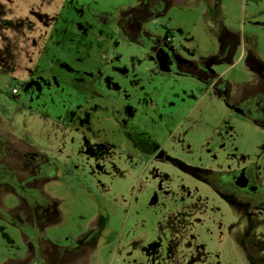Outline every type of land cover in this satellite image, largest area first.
Masks as SVG:
<instances>
[{
	"label": "rangeland",
	"instance_id": "374dc122",
	"mask_svg": "<svg viewBox=\"0 0 264 264\" xmlns=\"http://www.w3.org/2000/svg\"><path fill=\"white\" fill-rule=\"evenodd\" d=\"M3 2L7 15L54 19L27 36L10 29L11 40L0 31V51L2 41L10 50L0 64L3 163L19 181L31 172L39 181L31 208L0 188V264L26 255L18 224L29 227L39 208L46 221L31 220L33 230L43 224L45 242L81 250L74 264H264V207L200 176L218 182L250 169L264 189V125L245 111L264 92V0H166L145 32L154 42L173 32L168 62L127 33L134 0ZM55 28L60 51L94 73L74 80L70 65L50 71L44 58L39 71L55 79L36 73L14 98L35 67L32 42Z\"/></svg>",
	"mask_w": 264,
	"mask_h": 264
},
{
	"label": "flooded vegetation",
	"instance_id": "af4514ba",
	"mask_svg": "<svg viewBox=\"0 0 264 264\" xmlns=\"http://www.w3.org/2000/svg\"><path fill=\"white\" fill-rule=\"evenodd\" d=\"M4 1V0H3ZM3 1L0 0V21L1 26H6L7 22H5V16L7 15L6 7L3 5ZM138 3V6L134 9L129 10L128 12L125 11L124 14V20L123 25L127 31V33L133 37V38H140L138 42H143L144 44H148L149 41H151L149 44L153 46L154 49H156L163 58V62H168V60L176 59L175 55V49L173 45L172 39H166L164 37L163 41H152L150 39V36L145 32V26L148 24L151 20H153L156 16H163L165 14V11L167 9L166 0H134ZM4 21V22H3ZM56 28L53 29V37L56 39V45L59 47L60 42L54 35L56 33ZM62 30V29H61ZM166 35V34H165ZM60 48V47H59ZM8 49L4 48V50L0 51V64H3L8 61L7 54ZM10 53V52H9ZM50 53V52H49ZM48 55V52L43 50L40 54L42 55ZM57 54V53H56ZM53 56V65L50 68L51 70H57L60 69L59 66L67 67V65H70L72 68L67 67V72L65 73L68 78H73L74 80L82 81L81 74L86 75L90 73H94V68L90 66H86L82 60L78 61V58H74L71 55L64 54L61 52V54ZM74 58V59H73ZM32 61V60H31ZM32 63V62H31ZM74 64H79L78 66H75ZM1 66V65H0ZM41 71V67L37 66L34 67L32 70H29L28 76L23 78V90L27 88L31 84L32 77L35 76L36 73L40 75L41 78L50 80L53 77L48 73L47 76L43 74ZM80 72V74H78ZM55 79V77L53 78ZM20 95V91L18 95H14V98H18ZM16 96V97H15ZM7 148L8 144L7 142L0 138V165L4 166L9 170V168L4 165L5 159L8 157L7 154ZM25 156V155H24ZM35 170L34 168H32ZM32 170V171H33ZM5 173V174H4ZM7 173L6 172H0V188L4 186L3 189L12 190L9 186V182H7ZM32 176L29 178L32 182L38 183V179L35 178L33 172H31ZM30 174V175H31ZM203 177L205 181L208 182V184L217 192V193H225L229 195L232 199H236L237 202L240 204H244L246 207L250 208H263L264 207V189L259 186L257 178L253 174L252 171L247 170L245 171V178L247 179V188L243 189L240 185H238L239 179L242 177V173H237L234 175L232 179L228 178L226 176H220L221 178L217 181H214L213 179L210 180L214 176H210L209 180H207L206 175H200ZM27 179V180H29ZM36 185V184H34ZM264 211V209H262ZM261 212V211H259ZM27 245L29 247L28 252L26 255L19 256L18 261L19 263L16 264H66L67 262L69 264H74L73 256H82L81 250H75L71 251V248L68 250H62L58 245L56 244H50L48 242H45L44 238L42 237H34L33 239H27L26 238ZM45 242V243H44ZM71 262V263H70Z\"/></svg>",
	"mask_w": 264,
	"mask_h": 264
},
{
	"label": "trees",
	"instance_id": "16d2710c",
	"mask_svg": "<svg viewBox=\"0 0 264 264\" xmlns=\"http://www.w3.org/2000/svg\"><path fill=\"white\" fill-rule=\"evenodd\" d=\"M165 37H166V39H172L173 40L174 39L173 32L171 30H168L166 32ZM214 76H215V78H218V75H214ZM19 86L22 88L23 84H19L18 87ZM18 87H15L13 90H16ZM245 103L247 104L248 102H245ZM245 111H246V114L249 117L254 119L256 122L264 125V92L261 93L260 95H258L256 97V99L251 101V104L246 105ZM0 172H6L7 173L6 174L8 176L7 177V182H9L8 184L11 187L12 191L16 192L17 194L19 193L18 195L23 199L24 203H27L30 208L33 207V206H30L32 204V202L30 200H34L35 199L34 195L33 196H31V195H32L33 187H36V185H32L31 184L32 181L30 179L26 180V181H19L17 179V175H16L15 171H12L10 169L8 170L7 168H5L2 165H0ZM34 176H35V178L38 179L36 174H34ZM34 202H35L34 203L35 205H39V203L36 202V200ZM32 210L33 211H32V215L31 216H29L27 214L28 215L27 219H28V221H30L29 227H25V226L20 225L22 223L18 224L21 227L22 231H23V235L28 240L29 239L31 240V239H33L34 237H37V236L42 237V238L44 236L43 235V232H44L43 231L44 230L43 224H41L42 225L41 227H37L36 230H33L32 227H34V223L33 222L46 221L45 220V215H44L45 210H42L40 208L38 209V211L43 214L41 216L39 214H37L38 211H36L34 209H32ZM52 210H53V214L56 213V212L58 213L56 208H53ZM42 218L44 220H42ZM57 219H58V216H56L54 218V222L53 223H55L57 221Z\"/></svg>",
	"mask_w": 264,
	"mask_h": 264
},
{
	"label": "crops",
	"instance_id": "0c3cea01",
	"mask_svg": "<svg viewBox=\"0 0 264 264\" xmlns=\"http://www.w3.org/2000/svg\"><path fill=\"white\" fill-rule=\"evenodd\" d=\"M47 6L50 7V9H51L52 4L49 3ZM32 16L33 17H24V16H22V17L19 16L18 17V16L13 15L12 11H11L10 15H6L4 21L7 22V25L6 26H2V28H0L1 29L0 31L5 33L4 34L5 35V39L7 38V40H8V38H10V40H11V37H13V36L10 37V36H8L9 34H6V32H8V30H10V29L13 30L15 35L16 34L19 35L21 33L22 29H25V30L27 29L28 30V28H29V31L25 35V36H27L28 34H30L29 32H31L34 29L35 26H37L39 24L42 25L43 22L46 21L47 19L48 20L49 19L50 20L54 19V18H51L49 15H47L45 13L43 14L41 12L40 13L32 12ZM57 23H59V28L62 29L63 26H64L62 21L61 20L60 21H55V25H57ZM41 25H39V26H41ZM0 27H1V22H0ZM35 28L38 29L39 27H35ZM38 36H40V34ZM32 38H33V36H32ZM174 38H175V35H174ZM2 42L5 44L4 48L8 49L7 43H5V41H2ZM33 43L34 44H38V46H37L38 48L36 47L37 48V50H36L37 55L35 56V59H33L32 61L30 60L34 64L35 67H36V65L41 67V68L47 67L46 64L48 62H50V60L46 61L44 58H47V59L51 58L52 62H53V56L56 53H57L56 56L61 54L60 48L56 45V39L55 38L53 39V33L51 35H49L48 37H46L45 40H39V41L34 40L32 42V44ZM43 50L47 51L48 55L45 54V55L40 56V54H41V52ZM219 78L220 77L218 76L217 79H219Z\"/></svg>",
	"mask_w": 264,
	"mask_h": 264
},
{
	"label": "water",
	"instance_id": "95a60500",
	"mask_svg": "<svg viewBox=\"0 0 264 264\" xmlns=\"http://www.w3.org/2000/svg\"><path fill=\"white\" fill-rule=\"evenodd\" d=\"M238 185H240L243 189L247 188V179L245 178V171L242 172V177L239 179Z\"/></svg>",
	"mask_w": 264,
	"mask_h": 264
},
{
	"label": "built area",
	"instance_id": "2783aa9c",
	"mask_svg": "<svg viewBox=\"0 0 264 264\" xmlns=\"http://www.w3.org/2000/svg\"><path fill=\"white\" fill-rule=\"evenodd\" d=\"M19 91H20V89L18 87L16 90H13L12 94L13 95H18L19 94Z\"/></svg>",
	"mask_w": 264,
	"mask_h": 264
}]
</instances>
